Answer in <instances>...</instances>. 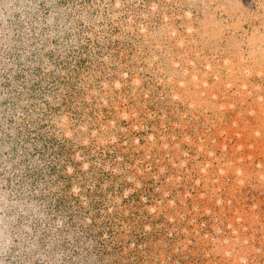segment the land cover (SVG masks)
I'll list each match as a JSON object with an SVG mask.
<instances>
[{"label":"rangeland","instance_id":"rangeland-1","mask_svg":"<svg viewBox=\"0 0 264 264\" xmlns=\"http://www.w3.org/2000/svg\"><path fill=\"white\" fill-rule=\"evenodd\" d=\"M0 264H264V0H0Z\"/></svg>","mask_w":264,"mask_h":264}]
</instances>
